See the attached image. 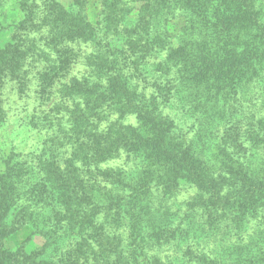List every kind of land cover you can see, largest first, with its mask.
Returning a JSON list of instances; mask_svg holds the SVG:
<instances>
[{
	"label": "trees",
	"instance_id": "16d2710c",
	"mask_svg": "<svg viewBox=\"0 0 264 264\" xmlns=\"http://www.w3.org/2000/svg\"><path fill=\"white\" fill-rule=\"evenodd\" d=\"M16 1L42 5L66 112L1 156L0 264H264V0ZM69 42L93 46L78 77ZM25 226L42 244L5 248Z\"/></svg>",
	"mask_w": 264,
	"mask_h": 264
},
{
	"label": "rangeland",
	"instance_id": "374dc122",
	"mask_svg": "<svg viewBox=\"0 0 264 264\" xmlns=\"http://www.w3.org/2000/svg\"><path fill=\"white\" fill-rule=\"evenodd\" d=\"M67 3L68 1L64 2V4ZM31 8L35 12H33V15H28L26 19L28 13L25 15V11L21 10L18 2L13 0L11 3H7L4 11L0 13V48L4 50L8 48L6 52L11 57L20 54L19 48L21 46L18 36L14 35L13 40L10 39L11 35L17 32L11 26L18 20L25 19L24 31L26 36L23 45L27 54L23 71L15 77L6 76L0 82V161L4 152L10 149L24 154L35 148L39 133L29 126L28 121L30 119L38 120V117H42L45 113L58 116L59 112H66L58 109L56 106L58 101L56 93H51V90L48 89V83L53 82L56 78L42 75L51 62L56 60L57 63L59 60L56 49L48 45L49 34L46 30L36 29L31 25L32 20L41 21V19H38V14L42 5H33ZM89 10L90 13L94 12V5H91ZM58 48H64L65 50L69 48L76 54V59L70 65L68 77H78L87 72L88 67L86 66L85 56L92 52L93 46L91 44L69 42ZM68 54L69 52L66 51V55L69 57ZM59 80L65 81L66 78H60ZM41 130L40 132H42ZM30 233L31 229L27 226L19 228L4 238L3 246L5 248L22 246L26 250H32L40 246L43 239L37 234ZM56 264L62 263L57 262Z\"/></svg>",
	"mask_w": 264,
	"mask_h": 264
}]
</instances>
